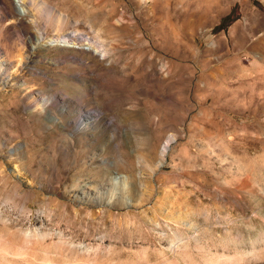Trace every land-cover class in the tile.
Here are the masks:
<instances>
[{
    "label": "rangeland",
    "instance_id": "rangeland-1",
    "mask_svg": "<svg viewBox=\"0 0 264 264\" xmlns=\"http://www.w3.org/2000/svg\"><path fill=\"white\" fill-rule=\"evenodd\" d=\"M142 258L264 264V0H0V264Z\"/></svg>",
    "mask_w": 264,
    "mask_h": 264
},
{
    "label": "bare ground",
    "instance_id": "bare-ground-1",
    "mask_svg": "<svg viewBox=\"0 0 264 264\" xmlns=\"http://www.w3.org/2000/svg\"><path fill=\"white\" fill-rule=\"evenodd\" d=\"M18 3H23L24 0H16ZM59 44L61 45H64V46H67V47H71L70 44L68 43V41H66L65 39L63 41H59ZM88 50L86 51H90V52H93V50L88 46L86 47ZM61 115L62 117L64 118L65 122L66 123H69V124H74L75 128L78 129L79 131H85L87 129V125H88V122L85 123V122H82V113L81 111H78L77 112V116H74L73 118H68L66 112L62 109L61 110ZM96 115V114H94ZM99 115V114H97ZM170 141L169 142H166L162 149H161V152H160V161L159 163L160 164H164V161H165V157H166V154H167V151L169 149V145H170ZM241 258V257H240ZM143 262H147V258H142L141 260L138 261L139 264H142Z\"/></svg>",
    "mask_w": 264,
    "mask_h": 264
},
{
    "label": "water",
    "instance_id": "water-1",
    "mask_svg": "<svg viewBox=\"0 0 264 264\" xmlns=\"http://www.w3.org/2000/svg\"><path fill=\"white\" fill-rule=\"evenodd\" d=\"M85 50H88L87 48H84Z\"/></svg>",
    "mask_w": 264,
    "mask_h": 264
}]
</instances>
